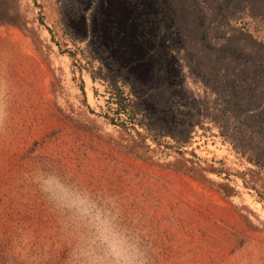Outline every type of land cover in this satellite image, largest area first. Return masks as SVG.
<instances>
[{
    "label": "rangeland",
    "instance_id": "rangeland-1",
    "mask_svg": "<svg viewBox=\"0 0 264 264\" xmlns=\"http://www.w3.org/2000/svg\"><path fill=\"white\" fill-rule=\"evenodd\" d=\"M61 1L17 0L22 28L0 14V264L104 255L94 224L43 190L48 176L108 210L145 264H264V171L220 143L210 161L221 150L113 124L103 69Z\"/></svg>",
    "mask_w": 264,
    "mask_h": 264
},
{
    "label": "trees",
    "instance_id": "trees-1",
    "mask_svg": "<svg viewBox=\"0 0 264 264\" xmlns=\"http://www.w3.org/2000/svg\"><path fill=\"white\" fill-rule=\"evenodd\" d=\"M61 6L66 29L88 40L103 69L113 124L180 150L197 144L220 151V143L264 171V0Z\"/></svg>",
    "mask_w": 264,
    "mask_h": 264
},
{
    "label": "clouds",
    "instance_id": "clouds-1",
    "mask_svg": "<svg viewBox=\"0 0 264 264\" xmlns=\"http://www.w3.org/2000/svg\"><path fill=\"white\" fill-rule=\"evenodd\" d=\"M43 190L55 200L58 206L73 210L82 218L89 219L95 226L98 238L104 245V255H96L94 250L77 253L85 256L87 264H145L140 253L131 246L127 238L113 224V216L98 205L90 195L65 185L58 177L48 176L43 182Z\"/></svg>",
    "mask_w": 264,
    "mask_h": 264
},
{
    "label": "bare ground",
    "instance_id": "bare-ground-1",
    "mask_svg": "<svg viewBox=\"0 0 264 264\" xmlns=\"http://www.w3.org/2000/svg\"><path fill=\"white\" fill-rule=\"evenodd\" d=\"M6 11H9V13L12 14V17L8 18V19L13 20L14 24L20 26L21 28L25 27L24 22L22 20V17L19 14L17 0H14L12 5H9V6H7V3L3 2L2 0H0V14L3 15ZM0 18H2L1 19L2 22L3 21H5L4 23L8 22V23L4 24L5 27L1 28L2 30L0 29L1 33H5V35H6V32L9 29H12V23L9 20L5 19L6 18L5 15L4 16H0ZM20 33H22V32H20Z\"/></svg>",
    "mask_w": 264,
    "mask_h": 264
}]
</instances>
